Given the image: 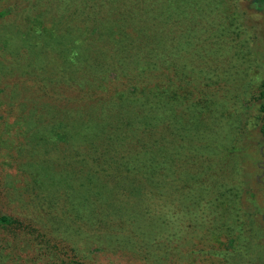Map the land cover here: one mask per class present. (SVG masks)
I'll list each match as a JSON object with an SVG mask.
<instances>
[{"label":"rangeland","instance_id":"rangeland-1","mask_svg":"<svg viewBox=\"0 0 264 264\" xmlns=\"http://www.w3.org/2000/svg\"><path fill=\"white\" fill-rule=\"evenodd\" d=\"M213 1L192 0L189 5L190 11L202 18L198 26L203 31L199 41H190V49L193 47L196 52L193 59L177 57L179 62L188 65L183 69L187 75V89L179 92L185 96V103L193 104L200 97L202 100L207 97L212 102L217 101L216 105L224 101L223 107L217 116L208 114V110L199 117L195 111H187L185 119L181 118L179 125L175 123V130L181 133L183 149L170 154L175 166L172 171L169 164H165L166 174L171 182L178 181L180 170L177 172L176 162L183 165L186 170L183 180L190 176L192 197L185 192L183 201H177L178 196L170 198L171 203L168 202L169 205L173 203L170 211L173 215L168 214L171 220L167 227L176 234L175 239L155 245L148 252L166 257L165 264H264V118L258 98L260 83L264 80V0H216L215 8L208 7ZM29 2L0 0V10L8 8V12L0 16V213L4 212L5 206L12 203L15 207L17 203L29 209L35 220L44 217L45 213L47 216V207L35 198L36 186L31 189L28 185L26 167H34L41 172L38 183L47 187L52 185L53 192L60 190L59 202L63 204L60 219L67 229L65 232L63 228L58 232L49 229L44 235L30 233V228L27 233L18 227L3 228L0 229V241L14 250L42 248L49 255L65 261L154 264L150 255L145 260L112 242L109 245L91 242V234L99 231L79 219L76 220L78 224L70 223L72 217L91 221V216H96L99 209L97 217L100 225L104 224V231L100 226L99 229L109 233L110 223H104V218L122 212L137 213L143 186L153 190L141 179L143 168L140 165L147 166L149 161L159 163L157 146L149 150L147 147L140 158L131 160L133 163L125 162V157H121L114 165L91 166V143L95 160H102L112 151L116 140L114 130L120 128L121 135L125 132L122 127L131 124L129 129L138 131L145 122L147 107L139 99L120 113L99 115L101 102H77L79 113L76 117L89 120L86 121L89 125L81 128L80 123L74 124L76 133L73 132L70 139L71 143H77L73 144L74 149L64 145L49 150L42 140L28 134L29 123L18 116L20 112L29 110L35 118L47 119L53 110L51 106L62 104L61 99L53 97L55 100L49 101L45 100L46 96L33 92L28 77L22 78L13 66L20 60L16 53L18 41L8 40L13 32L8 31V27L25 11ZM37 9L56 12L59 8L33 1V11ZM217 11H220L218 19L216 17L212 22L209 17H214ZM233 12L237 17L228 20V15ZM62 17L54 19L57 28ZM196 25V21H191L188 27ZM235 27L237 34L232 33ZM5 40L9 42L3 47ZM176 45L177 42L173 53H179L178 49L183 47V44ZM26 50L35 56L38 48L28 45ZM27 51L21 53L22 63L31 58ZM114 72L108 74L109 80L116 79L118 83L112 88L116 92L126 90L127 86L122 85L125 79ZM68 93L71 97L75 95V91ZM97 94L95 91L94 95ZM216 105L214 109L219 110ZM91 127L99 130L92 132ZM178 183L172 182L170 189ZM204 187H208L204 196L196 198L195 193H203ZM54 198L51 191L44 193L46 201ZM155 199L157 203L166 200Z\"/></svg>","mask_w":264,"mask_h":264},{"label":"trees","instance_id":"trees-1","mask_svg":"<svg viewBox=\"0 0 264 264\" xmlns=\"http://www.w3.org/2000/svg\"><path fill=\"white\" fill-rule=\"evenodd\" d=\"M33 1L39 5L54 4L60 10L57 9L56 12H46L44 9L33 11ZM191 1L30 0L25 11L20 13L19 18L17 15L15 18L18 19L8 27V31L13 30L8 40L18 41L16 53L20 60L13 64L15 71L22 78L28 77L33 92L46 96L45 100H55L53 98L55 97L62 101L59 106H51L53 110L50 111L47 119L35 118L29 110L18 114L29 123L27 133L42 140L49 150L57 146L65 147L64 145L67 146L65 148L74 149L73 144L77 143L70 142L72 133H76L73 128L74 124L80 123L81 128L89 125L86 122L89 120H80L76 117L79 113L77 102L79 104L85 101L101 102L99 115L104 112L120 113L126 107L133 106V102L139 99L147 107L144 114L145 122L141 123L138 131H131L128 127L131 124L122 127L125 132L121 135H119L120 128L116 130L112 128L117 133L114 132L116 140L112 151L102 160H95L96 155H94L91 143V166L94 164L114 165L121 157H125L123 159L125 162L133 163L131 160L136 157L140 158L147 147L149 150L157 146L160 151L159 163L149 161L147 166L140 165L143 168L141 179L152 186L153 190L149 191L143 186L142 199L137 213L128 215L122 212L104 218V223H110L109 233H103L99 229V226L102 228L104 225H100L99 217H97L100 213L99 209H97L96 216H91V221L72 217L73 220L70 223L78 224L76 220L79 219L81 223L91 226L94 231H99L100 233L91 234V242L108 245L112 242L140 255L145 260L150 255L151 259L154 258V264H165L166 257L155 255L151 251L149 253L148 249L162 243L167 244L176 236L173 230L167 227L171 220L168 214H172L170 211L173 203L169 205L170 198L178 196L177 201L179 199L183 201L185 192L192 197L190 176L183 180L186 171L183 165L176 162L177 172L180 170L179 179L172 182L179 183L172 189H170L171 178L166 174L165 164H169L174 171L175 164L172 163L173 158L170 154L183 149L181 133L175 130V123L179 125L187 111H195L199 117L202 112L208 110V114L217 116L224 102L220 101L221 103L217 104L219 110L214 109L217 101L212 102V99L205 96L207 100L205 98L202 100L203 97H200L193 104H188L184 102L185 96L179 92L187 89L185 84L188 80L183 69L188 65L185 62H179L177 57L187 56L193 59L196 52L193 51V47L190 49V41L193 39L199 41L201 39L199 34L203 31L201 26H198L202 18L197 17L194 11L189 9V5H192ZM213 2L208 7L215 8L217 1ZM7 12L8 8L0 10V16ZM206 13L209 15L207 11ZM219 13L220 11H217L214 17L210 16V20L214 22L216 17L218 19ZM59 16L63 17L60 19V27L57 28L54 19H59ZM234 17H237L235 12L227 18L233 20ZM191 21L197 22L194 28L188 27ZM210 24L213 26L212 23ZM236 28L232 30L233 34H237ZM8 42L5 40L2 46L4 47ZM176 42L177 45L183 44V47L178 49L179 53H173ZM28 45L38 48L35 56L26 50ZM26 51L31 58L26 63H22L21 53H26ZM199 54L197 52L198 56ZM110 72L125 79L122 85L127 86L126 90L114 91L112 87L117 81L108 79ZM108 89L112 90L108 91ZM69 90L75 91L73 97L68 93ZM100 90L103 92L100 93ZM95 91L98 92L97 96L94 95ZM258 98L261 99L259 110L264 118V80L260 83ZM100 121V119L97 121L98 127ZM98 127H91V131H98ZM179 128L181 129V126ZM87 157L90 160V156ZM26 169L28 185L31 189L36 186L35 198L41 205L47 207V216L45 213L44 217H37L35 220L36 217L32 216L29 209L26 210L24 206L17 203L14 207L11 203L5 206L3 213H0V229L18 227L17 229H25L27 233L30 228V233L40 232L44 235L49 229L51 232H58L63 228L65 232L67 226L60 219L63 205L61 201L59 202L60 190L53 192L52 190L55 189L52 185L47 187L38 183L41 172L34 167L29 169L26 167ZM165 184L166 186L163 187ZM207 188L204 187L203 193L196 192L195 197L204 196ZM49 191L55 195V198L46 201L44 193ZM155 198L166 200L163 203H157ZM176 218L182 222L181 218ZM102 230L104 231L103 228ZM76 231L78 234V229ZM0 264L86 263L55 258L42 248L14 250L6 246L5 242L0 241ZM128 264L135 263L130 261Z\"/></svg>","mask_w":264,"mask_h":264}]
</instances>
